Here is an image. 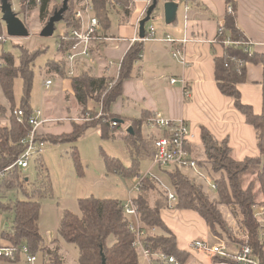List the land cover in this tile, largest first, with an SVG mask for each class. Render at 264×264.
Masks as SVG:
<instances>
[{
	"label": "trees",
	"instance_id": "16d2710c",
	"mask_svg": "<svg viewBox=\"0 0 264 264\" xmlns=\"http://www.w3.org/2000/svg\"><path fill=\"white\" fill-rule=\"evenodd\" d=\"M95 5V14L99 17L103 29L109 30L111 27V0H93ZM119 5L127 7L131 0H115ZM231 2L234 10L235 0ZM62 6V1L42 0L40 9V18L48 21L54 11ZM32 6L24 4L22 12L26 13ZM75 0H69V9L64 14L63 22L66 30L72 27H79V21L74 19ZM20 11V12H21ZM17 13V12H16ZM19 14V13H17ZM28 27L29 23L23 20ZM2 17H0V35L5 33V26ZM240 40L248 39L237 23V16L227 14L224 30L222 34H217V39L223 44L225 39ZM3 43V42H1ZM75 40L70 37H58V53L61 55L48 62L47 73L58 76L62 79H70L71 85L75 90L77 99L83 108L88 106L90 100L96 101L95 93H100L108 88L107 77H95L88 71L79 70L73 77L68 76V63L64 58L66 51L72 47ZM224 47V53L215 57V79L222 94L233 99L234 106L246 118V122L252 125L256 130L257 146L260 154L258 156H248L242 160L233 157V149L229 144L228 138L219 140L206 127L201 126V142L204 149V159L200 162L210 163L213 171L221 173V178L217 180L220 202L226 205H236L243 216V221L249 229L251 244L263 255L264 239L259 237V224L254 217V209L257 193L254 186L249 185L244 188L240 180L241 175L247 172L257 174L259 191L264 203V111L256 113L252 105L242 100L238 85L247 80L246 64H262L264 67V52L254 49L246 51L243 47L229 45ZM144 43L138 42L131 46L125 54L122 68L117 83L109 91L104 102L106 112L112 113V104L122 95V84L126 78L132 74L135 61L138 54L143 51ZM37 52L22 48L20 56L16 57L12 53L0 54L3 59L0 67V86L8 100L11 111L16 109L14 104L13 84L14 79L21 75L24 79V93L20 109L24 110L25 116L23 122H18L12 114L9 124L0 123V171L5 170L3 182L9 189L19 187L26 195V198L9 199L0 201V209L10 211L11 222L3 231V236L10 242L26 243L34 251L47 248L44 236L39 228V218L41 213V200L47 194L49 186L48 174L43 167L42 159H38L41 164L38 179L35 182H29L28 177H22V170L16 166L11 167L16 159L24 150L23 139L30 131L29 117L33 114L30 106V90L33 79V61ZM264 94V79H263ZM7 109L0 103V115L5 114ZM150 116L144 112L141 118L132 119L133 133L126 136V145L131 153L132 161L130 166H125L121 159L104 154L107 172L119 173L123 176L131 177L139 174L141 152L146 149V143L142 134V125ZM111 117V116H110ZM117 125L110 123L97 122V126L102 131V137H110V132L121 129L120 120L124 117L113 114ZM127 120V119H126ZM72 129L64 132L58 141H72L81 137L91 126V122L72 123ZM53 132L40 127L37 141L42 143L49 140ZM73 159L78 170L82 169L77 149L72 153ZM8 169V170H6ZM171 178L173 187L178 193L177 207L181 209H192L197 211L207 223L224 222L221 219V213L214 203L210 202L207 195L201 187H196L184 174L177 169L165 170ZM7 176V177H6ZM12 177V181L10 178ZM158 190L161 198L157 197L152 203L149 200V193ZM140 205V216L149 229L157 228L159 233L150 235L151 247L160 249L170 254L176 255L183 263H188L191 254L188 251L180 249L177 237L172 232H167L168 228L163 220L161 210L167 205L166 197L156 183L145 181L141 192L138 195ZM80 214L70 210H65L61 217L58 231L62 239L74 243L79 248V264H103V256L107 264H139L140 257L137 249L134 247V235L128 227V219L122 212L121 201L115 198H97L90 196L79 199ZM165 231V232H163ZM110 237H114V242L109 244ZM59 242V239H57ZM57 240L54 241V247H48L49 264H65Z\"/></svg>",
	"mask_w": 264,
	"mask_h": 264
},
{
	"label": "rangeland",
	"instance_id": "374dc122",
	"mask_svg": "<svg viewBox=\"0 0 264 264\" xmlns=\"http://www.w3.org/2000/svg\"><path fill=\"white\" fill-rule=\"evenodd\" d=\"M162 1L163 0H159L158 6L161 14H158V10L156 9L153 17L149 20V22H154L156 28L158 25H163L165 27L168 26L165 21ZM10 2L14 11L19 13L18 16L22 20L25 19L29 23V30L31 34L29 37H11L4 43L0 42V54L8 52L18 57L22 52V48H27L30 51L37 52L32 66L33 79L30 90V106L33 111L41 110L46 119H48L47 122L41 126L44 131L47 130L53 132L49 137V140H44L42 142L41 154L33 157L30 161L28 169L23 171L24 173L21 174L22 177H24V175L27 176L29 182H35L41 174V164L38 162V159L41 157L40 159L43 161V167L46 168L50 185L46 196L41 200V213L39 218V228L44 236V240L48 241V239H51L50 242H44V244L54 247L55 239H59V242L57 240V246L59 247V253L61 254L65 264H79L78 246L62 239L58 231L63 212L65 210H70L76 214H80V198L90 196H95L97 198H115L120 200L122 203H126L137 194V191L134 190V185L138 180V176L135 175L127 177L115 172L108 173L104 159V154H107L121 159L125 166L131 165L132 157L126 145V119H122L123 122L120 121L122 124L121 129L116 132H114L115 130L110 132V137L108 138L102 137V131L99 126H97V122H107L112 125L113 120H117L116 118H112L114 113L106 112L105 109H103L107 95L115 84H113V86H109L110 88H107L100 93H95V103L97 104L95 108H89L88 106L83 108L82 105L77 103L75 90L72 92L67 89L61 90L60 80L62 78L49 74L46 70L48 62L61 56L58 53L59 30L56 29L52 36H41L40 32L45 26L46 21H43L40 18L39 6L32 5V7L24 13L21 11L24 6L23 0H10ZM181 6L182 5H180L179 18L182 16ZM110 14L112 23L109 30L114 31V29L116 30L119 27L121 19L114 12H111ZM0 17H2L1 6ZM58 24L59 23L56 24L57 27ZM4 26L6 28L5 23ZM100 62L101 61H99L96 65H99ZM85 64H87V62ZM82 67L84 66L78 64L76 70H83ZM95 67L92 69V75H95ZM98 67L102 68L100 76H102L104 71H109L101 65ZM47 78L53 80V84L49 88L43 85ZM107 78H110L109 80L111 81V76ZM163 82L164 84H167L166 81ZM115 83H117V81ZM24 85V79L21 75L14 79L13 94L16 108L21 106ZM0 103L5 107V109H7L5 114L0 115V123L9 124L12 119V108L6 99L1 86ZM67 108L69 112L67 111ZM130 110L131 111L127 113V115H132L136 112V109H133V107H130ZM160 114L168 118L165 111ZM83 122H91L92 127H89L86 132L76 140V142H56L57 140H60V136L64 134L65 128L67 129L69 125L72 123ZM143 128L144 130L145 128L146 130L147 128L154 130V128L147 125L146 121L143 123ZM145 139H147L145 142L146 149H143L141 152L142 158L140 160L139 174L145 175L148 171H151L154 175L163 179L165 185L172 189L171 178L165 172V170H171L172 168H160L154 164L152 158V137L149 135L146 138L145 136ZM75 148L77 149L79 159L82 164L81 170H78L72 156ZM202 148L203 147H201V149ZM204 157V149L197 152L196 158L201 165L206 167V169H202L203 173L209 175L210 172L216 180L220 179L221 173L213 171L210 163L200 162L204 159ZM0 172H2L0 175V201L26 198L25 193L19 187L16 186L13 189H9L7 187V184L3 182L6 172L4 173V170ZM179 172L184 174L189 179V176L187 175L189 173L188 171ZM8 179L12 181V177ZM240 180L245 189L248 188L249 185L254 186V191L258 195L255 204L262 203V195L259 191L257 174L254 172L244 173L241 175ZM193 184L196 186L195 183ZM202 189L204 194L209 197L210 202L214 203V205L218 207L221 213V219L224 222L223 224L210 223L209 225V223H207L206 220L195 210H186L177 207L173 211L166 209L168 212L164 213V221L166 222L168 228L167 232L175 234L177 241L183 248L191 250L192 256L196 259L195 264L208 263L207 256L195 250L190 245L195 239L202 238L207 234L208 225L216 236L222 238L226 237L229 239H237V235L241 236L242 232H244L241 223L243 221L241 210L236 205H226L221 203L219 188L218 193H215L214 195L206 193L204 187ZM157 197L161 198V194L158 190H154L149 193V200L152 203ZM184 211H189L191 214ZM11 214L12 213L10 211L0 209V231L4 230L7 227V224H10L12 217ZM129 218L134 221V217L130 216ZM47 233H50V237ZM155 233H159V230L156 229ZM249 241L251 243L250 238ZM113 242L114 237H110L109 244H112ZM260 255L263 258L262 253H260ZM141 264H144V261H142Z\"/></svg>",
	"mask_w": 264,
	"mask_h": 264
},
{
	"label": "crops",
	"instance_id": "0c3cea01",
	"mask_svg": "<svg viewBox=\"0 0 264 264\" xmlns=\"http://www.w3.org/2000/svg\"><path fill=\"white\" fill-rule=\"evenodd\" d=\"M81 1L75 0V5H79ZM166 1L168 0L162 1L163 10ZM175 1L179 4L177 20L168 24L167 27L158 25L157 34L159 37L171 34L175 39H185L182 46L186 64L183 65L178 59H173V44L163 40L145 42L144 56L141 61L135 63L131 76L123 81L122 95L112 104L111 112L127 119L125 121L126 129L132 126V119L141 118L144 112L152 115L165 111L168 118L187 119L192 126L193 136L190 146L195 155L203 149H201L203 147L201 126H206L219 140L228 138L236 159L242 160L248 156H258L260 152L255 128L248 124L245 116L235 108L233 99L222 94L215 79V57L224 53L223 44L217 40V34L219 23L226 22L227 0ZM153 2H156V6L151 17L156 9L158 14H161L158 8L159 0H153ZM186 2L191 4L188 20L184 19ZM235 2L238 26L248 40L253 43L252 49L264 52V0H235ZM180 5H182V16L179 18ZM150 6L149 0H131L126 8L117 2L112 4L111 12L120 17V24L116 30H104L103 33L120 36L124 40L112 42L106 46L97 44L100 48L97 49L96 45L95 49L100 52H98L101 58L100 64H84L83 70L91 74L92 69L96 66L93 76L100 77L102 68L98 66L101 65L104 68L105 59L120 60L129 48L130 39L137 33L140 35V22L146 18ZM151 23L154 24L149 20L145 23V33ZM59 26L63 27L61 23ZM109 72L115 73V69L112 68ZM246 75L247 80L238 85L242 100L252 105L256 113H262L264 111L263 65L247 63ZM172 78H184L188 89L191 90V95L185 96L183 84L180 81L171 84ZM60 81L61 90L74 91L70 79H61ZM163 81H166L167 84H164ZM77 103L80 104L78 99ZM96 105L93 100L88 103L89 108H95ZM130 107L136 109V112L127 115L131 111ZM141 128L145 142L147 140L145 136L147 138L150 135L153 140L161 134L157 129L147 128L146 130L145 128L144 130L143 125ZM71 129L72 127L69 125L67 129L65 128V132H69ZM166 212L168 211L165 206L161 210L163 220ZM184 212L191 214L189 211ZM178 246L191 254V250H186L179 242Z\"/></svg>",
	"mask_w": 264,
	"mask_h": 264
},
{
	"label": "built area",
	"instance_id": "2783aa9c",
	"mask_svg": "<svg viewBox=\"0 0 264 264\" xmlns=\"http://www.w3.org/2000/svg\"><path fill=\"white\" fill-rule=\"evenodd\" d=\"M63 1V0H61ZM153 0H149V5ZM175 1V0H173ZM27 6L37 5L40 6L42 0H23ZM115 0H111V4H115ZM191 4L186 2L184 19L188 20V12ZM226 10L228 14H234L235 10L231 2H227ZM74 19L79 21V27H72L66 30L64 22H60L63 27L59 30V36L66 38L67 36L73 38L75 43L69 48L64 58L68 63V76L73 77L77 74V65H84L86 62L89 65H96L101 60L99 53L96 51V45H108L112 42L124 40L120 36L106 35L103 33L104 29L99 17L95 14V5L93 0H82L79 5L74 9ZM225 23L221 21L218 27V33L222 34ZM11 37L5 33L0 35V42H6ZM150 40H163L173 44L172 56L178 59L183 65L186 64V57L182 43L185 39H175L171 34H165L159 37L157 28L154 24H150L144 37H140L138 33L130 39L129 48L135 43H145ZM218 40V39H217ZM97 45V49L100 48ZM223 45H236L243 47L246 51L252 48L253 43L248 39L232 40L225 39ZM128 48V49H129ZM127 49V51H128ZM100 50V49H99ZM126 51V52H127ZM125 52V54H126ZM124 56L115 61L113 59H105V69H115V73L110 74L109 71L102 74V77H110L107 85L113 86L120 76ZM143 51L138 54L135 63L142 60ZM3 59L0 56V67L2 66ZM109 75V76H108ZM180 81L183 84V91L186 97L191 95V90L188 89L186 80L172 78L171 84ZM53 84L52 79H46L43 85L49 88ZM18 122L24 121V110L16 108L12 111ZM48 119L43 115L41 110L34 111L29 117L30 131L27 133L22 143L24 150L16 159L15 163L11 166H16L22 171H26L30 166V161L33 157L41 154V145L38 143L37 136L40 127L47 122ZM149 127L160 131V135L153 139V162L160 168L171 167V170L177 169L179 171H188L187 174L192 183L196 186L204 187L206 193L217 194L218 183L215 177L210 172L209 175L203 173L202 169H206L201 165L192 151L190 144L192 143V126L185 118H167L160 113H154L146 120ZM112 125H117V120H113ZM8 170V169H6ZM5 173V170H4ZM2 172H0V175ZM138 180L134 185V190L137 191L135 197L126 203H122V212L128 219V227L134 235V247L137 249L140 257V263L144 264H195L196 259L191 255L188 263H183L176 255L170 254L160 249L151 247L150 235L156 234L157 228H147L143 223L140 216V205L138 202V195L142 190L145 181L156 183L157 186L164 192L166 197V209L173 211L177 208L179 201L178 193L172 185L170 189L163 179L148 171L145 175L137 174ZM254 217L259 224V237L261 241L264 239V203H256L253 206ZM134 217L132 221L129 217ZM243 218V216H242ZM243 220V219H242ZM243 231L242 235H237V239L222 238L216 236L210 229L208 233L202 238L195 239L190 245L195 250L205 254L208 258L207 264H264V259L261 257L259 251L250 243V233L244 221L241 222ZM3 231H0V264H49L48 247L34 251L26 243L14 244L3 236ZM50 237V233H47ZM51 239L46 240L50 242Z\"/></svg>",
	"mask_w": 264,
	"mask_h": 264
},
{
	"label": "water",
	"instance_id": "95a60500",
	"mask_svg": "<svg viewBox=\"0 0 264 264\" xmlns=\"http://www.w3.org/2000/svg\"><path fill=\"white\" fill-rule=\"evenodd\" d=\"M2 20L6 24V31L10 37H29L30 30L26 23L18 16L14 11L10 0H0ZM156 6V2H153L148 8L147 16L140 22V37L145 35V23L150 20L151 14ZM69 9V0H63L62 6L54 11L49 17L45 26L41 29V36H52L56 30V24L60 23L64 19L65 12ZM179 4L176 1L168 0L164 3V16L167 24H172L177 20ZM123 122L122 120H120ZM128 133H133V127L129 126ZM103 264L106 263V259L103 256Z\"/></svg>",
	"mask_w": 264,
	"mask_h": 264
}]
</instances>
